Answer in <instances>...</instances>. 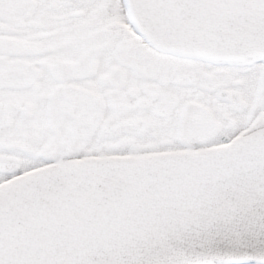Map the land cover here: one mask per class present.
I'll return each mask as SVG.
<instances>
[{"label": "snow or ice", "instance_id": "obj_1", "mask_svg": "<svg viewBox=\"0 0 264 264\" xmlns=\"http://www.w3.org/2000/svg\"><path fill=\"white\" fill-rule=\"evenodd\" d=\"M0 264H264V0H0Z\"/></svg>", "mask_w": 264, "mask_h": 264}]
</instances>
